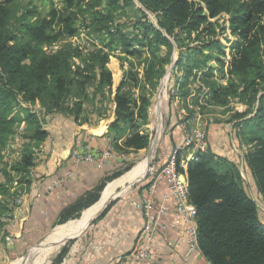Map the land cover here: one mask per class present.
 Returning <instances> with one entry per match:
<instances>
[{
	"label": "trees",
	"instance_id": "trees-1",
	"mask_svg": "<svg viewBox=\"0 0 264 264\" xmlns=\"http://www.w3.org/2000/svg\"><path fill=\"white\" fill-rule=\"evenodd\" d=\"M15 1L0 0V161L2 149L14 137L17 125L25 123L28 133L21 134L26 140L24 150H19L20 156L12 169L28 177L36 149L49 136L44 128L45 117L51 113H70L78 123L81 122L85 101L76 100L71 92L78 83L84 87L89 83L97 84L99 103L110 95L108 99L115 104L113 111L116 118L109 125L108 137L117 152L129 155L148 148L152 134L144 125L149 122L151 101L143 94L135 99L129 98L122 91L123 81L114 86V73L107 67L110 53L101 49L86 53L79 47L63 45L56 50L53 48L59 37L77 34L74 23L79 16L96 12L102 0H66L64 7H53L46 15L25 7L20 17L16 15ZM122 2V6L133 7L140 15L138 22L144 28V37L149 41L152 53L156 44L167 48L161 61L169 64L177 48L179 60L174 68L206 49H217L223 54L224 47L217 38L221 32L217 31V21L211 19L224 13L228 15V24L226 21L220 24L224 25L221 31L225 33L229 26L234 35L231 47L237 49V54L230 63L228 86L215 90L213 97L225 103L221 98L229 90L249 105L250 109L246 112H237L241 121L236 124L240 129V141L247 146L244 153L247 167L264 197V0ZM194 32L201 41L198 45L191 44ZM202 36H211V39L202 40ZM74 58L82 59L85 65L75 63ZM82 92L88 96L84 90ZM34 106L38 107L43 117ZM18 107L22 108L21 112ZM106 110L98 106V117L108 114ZM123 127L132 128V132L125 134ZM152 158L142 168L144 173L141 177L135 179V175L138 177L141 173L138 172L119 187L127 188L142 179ZM133 164L118 167L92 190L63 208L56 222L80 216L83 204L97 197L100 188L131 169ZM179 168L188 175L190 199L198 212L199 245L207 260L211 264H264V219L257 201L245 187L238 163L208 148L198 150L186 170L180 164ZM124 175L112 181L102 200L78 220L96 215L112 186ZM2 185L0 182V187ZM105 215L104 212L102 217ZM87 224L78 227L72 234L80 232Z\"/></svg>",
	"mask_w": 264,
	"mask_h": 264
},
{
	"label": "rangeland",
	"instance_id": "rangeland-1",
	"mask_svg": "<svg viewBox=\"0 0 264 264\" xmlns=\"http://www.w3.org/2000/svg\"><path fill=\"white\" fill-rule=\"evenodd\" d=\"M65 1L16 0L14 8L17 11V17L22 15L25 7L46 15L53 7L59 9L64 7ZM136 2L140 6V3ZM122 5V0H118L117 2L116 0H102L101 4L96 8V12L85 15L81 14L79 16L74 23L77 34L59 37L53 44V48L56 50L63 45L66 47H79L80 49H84L86 53L88 51L98 52L100 49L107 51L111 55V60L107 67L108 70L110 69L114 73V86L119 85L123 81L122 91L129 98L135 99L142 94L149 97L151 101L149 109L151 110L150 118L149 122L144 125V128L152 134L151 143L142 153L132 155L126 163L134 162V166L138 162L140 163L145 160L151 154L153 143L157 141L158 135L163 132L160 141L161 146L156 148L155 156L152 158L146 171V175H150L156 164H159L157 163L160 160L159 153H164L162 151L164 147L163 142L167 138H174L176 131L178 133L180 131L181 136V130L178 128L180 112L185 110V115L190 119L196 115H201V121L205 124L207 138L208 140L210 139V142L213 132L217 133L223 130L228 136L229 149L233 151V153L231 152V158L234 162L238 163L239 169L244 172L245 187L255 201H257L260 213L264 219V197L255 186L252 173L246 169L247 164L244 159V153L247 151V146L241 143V136L238 134L240 129L236 124L241 121L237 117V112H246L250 109L249 105L241 101L238 96L229 90L223 93L221 98L225 103H221L213 97L215 90L219 88L225 89L224 87L228 86L230 82V63L237 54V49L231 47L234 35L229 26L227 25L228 29L225 33L221 31L224 25L220 24L225 21L227 23L228 15L224 13L211 19L212 21H217V31L218 33L221 32L217 38H220L224 47L223 54L219 53L217 49H206L204 53L194 54L181 65H177L174 68V65L179 60L177 48L175 47L176 51L172 55L169 64L161 61L166 56L167 48L164 45L156 44L152 47L154 50L156 49L152 53L150 43L144 37V28L138 22L140 15L137 14V11L133 7ZM152 17L154 19L153 15ZM155 22L157 24L156 20ZM13 23L15 24V21ZM196 35V32L192 35V45L201 43ZM211 36H202L201 39L205 38L209 40ZM174 60L176 61L171 67ZM73 61L81 63L82 66L85 65L82 59L74 58ZM83 90L88 96L83 94ZM71 92L76 100L85 101V113L81 115V122L78 124L88 123L91 114L97 115L96 109L98 106H103L109 112L111 100L109 101L108 98L110 95L103 103H99L97 84L89 83V85L84 87L78 83L74 85ZM34 108L43 117L42 112L38 111V107L34 106ZM18 111L21 112L22 108L18 107ZM160 114L161 116H159ZM70 115L74 117L73 114ZM115 118L116 116L112 121ZM159 122H161L160 125ZM16 128L17 132L14 137L8 142V146L2 149L1 155L3 157L0 161V182L3 184V187H0V264H62L67 259V254L72 249L73 243L79 237H84L87 234L88 224L83 230L69 237L70 231L63 232L59 228L58 233L53 235L46 243L42 244L41 241L45 240L47 235H51L58 226L64 225L68 227L71 226L70 223L73 220L82 218L86 211L102 200L107 186L124 174L108 181L104 187L97 191V197L92 198L85 205L83 204L82 208H80V216L72 217V219L66 222L58 221L54 223L45 232L41 233L36 240L34 239L31 243H27V245L19 243L15 241V237L8 234L7 226L13 221V211L20 205L19 199L23 198L25 187L28 186V180L26 181L24 175L12 169L19 158L17 151L24 150L23 147L26 140L21 134L28 132L25 129L26 124L23 122L19 123ZM124 130L125 134L132 132V128L123 127ZM234 144H244L245 147L239 148L241 149V153H238L233 149ZM209 149L213 150L211 145H209ZM222 157L229 159L227 156L222 155ZM30 174L31 172H29ZM143 181L144 178L134 183L131 187L133 188L136 184ZM57 237L58 242H55L56 245L48 249L52 241H55Z\"/></svg>",
	"mask_w": 264,
	"mask_h": 264
},
{
	"label": "crops",
	"instance_id": "crops-1",
	"mask_svg": "<svg viewBox=\"0 0 264 264\" xmlns=\"http://www.w3.org/2000/svg\"><path fill=\"white\" fill-rule=\"evenodd\" d=\"M114 108L115 104L111 102L107 115L98 117L96 114H91L90 121L84 124H78L70 114L51 113L45 117L44 128L49 136L36 149V157L30 170L31 174L26 177L28 186L25 187L23 192V200L13 211V221L7 226L8 234L15 237V241L27 245L34 239L36 240L41 233L56 222L58 214L63 208L85 195L87 191L92 190L118 167L127 166L126 162L132 155L140 154L146 149L133 151L132 154L128 155L129 159L127 160H124L115 150V155L104 157V151L107 150L110 140L108 128L115 117ZM162 133L158 135L157 141L153 143L151 154L145 160L138 162L133 169L132 165V170H126L124 177L112 186L99 210L100 212L104 209L99 216H97L99 213L97 212L91 218L77 219L70 223V225L74 223V226L73 230H68L70 231L68 237L78 227L91 222L87 234L84 237H79L73 243L72 249L67 254V259L62 264H115L119 256L129 255L132 252L135 240L144 223V215L135 206L134 202L144 195L145 185L142 182L132 188L131 186L136 183L134 182L132 185H128L127 188L119 186L138 172L141 173L138 177L135 175V179L141 177L144 173L142 168L155 155L156 148L161 146ZM227 137L222 130L217 133L213 132L211 142L210 139L208 141L213 150L233 161L231 158V152L233 153V151L229 149V139ZM180 139V131L179 133L176 131L174 138H167L163 142L162 151L164 153H159L160 160L157 162L159 164H156L157 168L171 154ZM82 143L90 144L96 155L95 160L91 162H74L71 151ZM188 153V151H182V157L188 156ZM246 169L249 170L248 167ZM71 170L74 171V176L69 182L51 191V193L46 192V185L51 178L66 175ZM249 171L251 172V170ZM104 212L106 215L102 217ZM62 227L59 228L63 231V228L65 229L67 226ZM59 228H56L51 235H47L41 243L44 244L50 240L53 235L58 233ZM176 235L175 232L170 236L162 234L159 237L154 248V254L159 260L173 264H211L202 253H198L189 262L174 254L167 246V239L174 238ZM55 242H58V237L55 241H52L48 249L56 245Z\"/></svg>",
	"mask_w": 264,
	"mask_h": 264
},
{
	"label": "built area",
	"instance_id": "built-area-1",
	"mask_svg": "<svg viewBox=\"0 0 264 264\" xmlns=\"http://www.w3.org/2000/svg\"><path fill=\"white\" fill-rule=\"evenodd\" d=\"M185 114L186 111L183 110L179 115L180 141L174 146L167 159L158 168L157 166L153 168L150 176L143 177L144 195L134 202L144 215L143 227L138 233L132 252L129 255L119 256L115 264H173L159 260L154 254V248L162 234L170 236L175 232L177 235L174 238L167 239V246L174 254L189 262L198 253H202L199 245L197 208L190 199L187 172H182L179 164L186 170L188 162L195 158L198 150L209 148V141L205 124L201 121V115L190 119ZM233 147L235 152L241 153L239 148L245 147V145L234 144ZM114 150L115 148L109 140L104 157L115 155ZM184 150L189 152L186 157H182ZM71 153L75 163L91 162L96 159L92 147L86 143L74 147ZM179 154H181L180 163ZM17 155L20 156V151H17ZM120 155L124 160L129 159L127 154ZM183 175H186L187 179H184ZM242 175L245 177L244 172ZM73 176L74 171L71 170L66 175L51 178L46 185V192L51 193V191L64 186ZM22 200L23 198L19 199L20 202Z\"/></svg>",
	"mask_w": 264,
	"mask_h": 264
},
{
	"label": "water",
	"instance_id": "water-1",
	"mask_svg": "<svg viewBox=\"0 0 264 264\" xmlns=\"http://www.w3.org/2000/svg\"><path fill=\"white\" fill-rule=\"evenodd\" d=\"M175 61H176V60H174V61L172 62L171 67L174 65ZM171 67H170V71H171ZM183 177H184V179H187V176H186V175H183ZM103 210H104V209H102V210L98 213L97 216H99V215L103 212ZM97 216H96V217H97ZM94 218H95V217H94ZM94 218H93V219H94ZM90 223H91V222H90ZM90 223H88V226L90 225Z\"/></svg>",
	"mask_w": 264,
	"mask_h": 264
},
{
	"label": "bare ground",
	"instance_id": "bare-ground-1",
	"mask_svg": "<svg viewBox=\"0 0 264 264\" xmlns=\"http://www.w3.org/2000/svg\"><path fill=\"white\" fill-rule=\"evenodd\" d=\"M83 221H84V220H83ZM73 224H74V223H73ZM73 224H72L71 226H68L67 228H65L63 231L72 230V228H73V226H74Z\"/></svg>",
	"mask_w": 264,
	"mask_h": 264
}]
</instances>
